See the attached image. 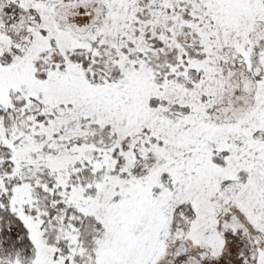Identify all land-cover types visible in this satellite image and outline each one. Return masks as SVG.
<instances>
[{
  "label": "snow or ice",
  "instance_id": "6c2138e0",
  "mask_svg": "<svg viewBox=\"0 0 264 264\" xmlns=\"http://www.w3.org/2000/svg\"><path fill=\"white\" fill-rule=\"evenodd\" d=\"M0 264H264V0H0Z\"/></svg>",
  "mask_w": 264,
  "mask_h": 264
}]
</instances>
